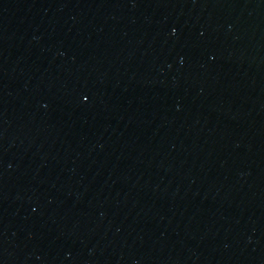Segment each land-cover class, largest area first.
<instances>
[{
  "label": "water",
  "instance_id": "95a60500",
  "mask_svg": "<svg viewBox=\"0 0 264 264\" xmlns=\"http://www.w3.org/2000/svg\"><path fill=\"white\" fill-rule=\"evenodd\" d=\"M0 264H264V0H0Z\"/></svg>",
  "mask_w": 264,
  "mask_h": 264
}]
</instances>
